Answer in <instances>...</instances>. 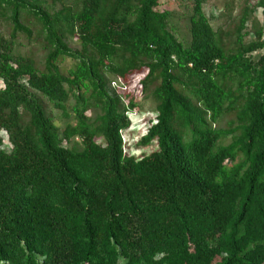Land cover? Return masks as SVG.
<instances>
[{
    "label": "trees",
    "instance_id": "obj_1",
    "mask_svg": "<svg viewBox=\"0 0 264 264\" xmlns=\"http://www.w3.org/2000/svg\"><path fill=\"white\" fill-rule=\"evenodd\" d=\"M190 1L182 33L160 0H0V264H264V0L232 30Z\"/></svg>",
    "mask_w": 264,
    "mask_h": 264
},
{
    "label": "rangeland",
    "instance_id": "obj_2",
    "mask_svg": "<svg viewBox=\"0 0 264 264\" xmlns=\"http://www.w3.org/2000/svg\"><path fill=\"white\" fill-rule=\"evenodd\" d=\"M70 2V0H67ZM190 0H160L159 9H168L175 15V23L179 27L182 33H186V16L190 9ZM56 8L60 5L55 4ZM243 5V0H208L205 7L207 15H212L211 23L214 28L223 27V29L232 30L237 24ZM256 19L259 24L263 21L261 10H257L255 13ZM8 22L6 19L0 17V33L7 35ZM226 31V30H225ZM15 47L18 53L31 55L33 57L41 56L40 45L34 41H29L23 34H18L15 39ZM72 65V61L67 59L62 68L66 71ZM120 85V82L114 84L111 83L110 91ZM125 91V87H121ZM131 90V89H130ZM134 102L137 106L128 111L130 119L129 128L123 133L124 141H126V151L141 156L147 154L155 149L154 144L149 146L137 145V141L146 130V123L149 119L153 118L156 107V102L150 97L142 94L140 89H136ZM60 116L54 112V118L56 124H62L59 118ZM226 120L220 123V126L225 125Z\"/></svg>",
    "mask_w": 264,
    "mask_h": 264
}]
</instances>
